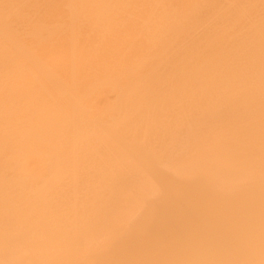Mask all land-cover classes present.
I'll list each match as a JSON object with an SVG mask.
<instances>
[{
  "label": "bare ground",
  "instance_id": "1",
  "mask_svg": "<svg viewBox=\"0 0 264 264\" xmlns=\"http://www.w3.org/2000/svg\"><path fill=\"white\" fill-rule=\"evenodd\" d=\"M0 264H264V0H0Z\"/></svg>",
  "mask_w": 264,
  "mask_h": 264
},
{
  "label": "rangeland",
  "instance_id": "2",
  "mask_svg": "<svg viewBox=\"0 0 264 264\" xmlns=\"http://www.w3.org/2000/svg\"><path fill=\"white\" fill-rule=\"evenodd\" d=\"M21 32H23V30H21ZM24 32H25V31H24ZM24 32L22 33V36H25V35H26V34H24ZM7 34H8V33H7ZM17 34H18L19 38H18L17 36H15V37L18 38V39H15V41H16V42H19V41H20V40H19L20 37H21V38H23V37H22L21 35H19V34H20V30H19V33H17ZM17 34H16V35H17ZM23 34H24V35H23ZM15 37H14V38H15ZM46 42H47V41H46ZM48 42H49V41H48ZM83 122H84L83 124H85L86 126H83V125H82V126L84 127V129H85V127H86V129H87V127H88L90 124H89L88 122H86V121H83ZM87 123H88V126H87ZM83 127H82V128H83ZM22 142H23V144L20 143V147H17L18 149L16 148V146H19V143H16V144H14L15 147H14V145H13L14 150H13V147L10 146V147H12V148H11L12 151L10 150V148H8L9 151H10L9 153H8V151H6V153L9 154V155H8V158H7V156H6L7 154H5L6 158L9 159V157H10V159L7 160V163H9V161H10V163H9V164H10V165H9L10 170H8L9 167H8V164L6 163V165H7V167H8V168L6 169L8 172H6V173H7L8 175H9L10 173H12V174H10L11 176H10V175H9V176L7 175V177H11V178H12L13 172H14V170H15V169H14V166L16 167L17 164H18V163L16 164V162H19V161H16V160L18 159V157H19V159H20L21 156L24 157V156H23L24 154H21L24 150H26V151L23 152V153H25V155L28 154V153L30 152V150H33V149H36V150L31 151V152H34V154H36V151H37V152L39 151L38 153L42 152V150H40L39 147L37 148L33 143H30V142H27V143H26V142H24V141H22ZM25 143H26L27 145L29 144L30 148H31V146H32V148H33V147H35V148H33V149L31 148V149H30L29 146H26V145H25ZM17 144H18V145H17ZM26 147H28L30 150L27 149ZM20 148H22V150H21ZM25 148H26V149H25ZM8 149H7V150H8ZM15 149H16V151H17V150H19V151H17V152H18V156H16L17 158L15 157V158L13 159V157L15 156V154L17 155V152H15ZM27 150H28V152H27ZM13 151H14L15 153H14ZM19 152H21V153L19 154ZM31 152H30V153H31ZM13 153H14V156H13ZM10 154L12 155V157H11ZM19 155H20V156H19ZM37 155H38V154H37ZM22 157H21V158H22ZM11 158H12V161H11ZM13 160H15V161H13ZM5 161H6V159H5ZM13 162H14V163H13ZM11 163L13 164L12 166H11ZM17 168H18V167H16V169H17ZM12 169H14V170H12ZM10 171H12V172H10ZM4 172H5V171H4ZM4 172H3V173H4ZM6 173H5V174H6ZM5 174H3L4 177H6ZM13 178H14V177H13ZM66 236H67V235H66ZM66 236H64V234H62V236L59 237V241H60V242H58V243H57L58 245H56V246H57V249L55 248V249H56V251H55L56 253H57V250H58V249L61 250L60 252L58 251V253H60V254H61V252H62V253H65V252H66V248H68V247H66L65 245H67L68 243L66 242V243H67V244H66V243L64 242V245H62V244H63L62 242L64 241V239H67ZM60 238H64L63 241H62ZM61 241H62V242H61ZM59 243H61V245H62L63 247H62ZM59 245H60L61 247H60ZM68 246H69V245H68ZM58 247H59V248H58ZM64 247H66V248L63 249V250H64V251H63L62 248H64ZM69 248H70V247H69ZM71 249H72V248H71ZM81 249L83 250L84 247L81 248ZM81 249H80V250H81ZM67 250H68V251H67L68 253H69V252H72V253H73V249H72V250L67 249ZM79 252L82 253V254L84 255V253H86V250H85V251H79ZM60 254H59V255H60ZM75 257H76V259H77L78 256H75Z\"/></svg>",
  "mask_w": 264,
  "mask_h": 264
}]
</instances>
